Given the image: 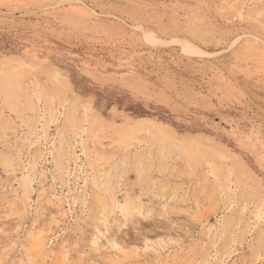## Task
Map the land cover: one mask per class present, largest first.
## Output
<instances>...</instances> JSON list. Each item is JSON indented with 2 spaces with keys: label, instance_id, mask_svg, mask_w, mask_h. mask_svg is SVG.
<instances>
[{
  "label": "rangeland",
  "instance_id": "374dc122",
  "mask_svg": "<svg viewBox=\"0 0 264 264\" xmlns=\"http://www.w3.org/2000/svg\"><path fill=\"white\" fill-rule=\"evenodd\" d=\"M0 264H264V0H0Z\"/></svg>",
  "mask_w": 264,
  "mask_h": 264
}]
</instances>
